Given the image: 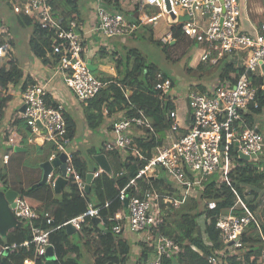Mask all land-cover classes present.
<instances>
[{"label": "built area", "instance_id": "2783aa9c", "mask_svg": "<svg viewBox=\"0 0 264 264\" xmlns=\"http://www.w3.org/2000/svg\"><path fill=\"white\" fill-rule=\"evenodd\" d=\"M133 1L142 6H156L159 12L127 20L121 12L107 8L98 1L95 9L96 30H101L107 37L130 36L143 25H154L157 28L161 25V19L167 15L170 28L160 36V42H173L176 39L175 30H179L183 36L199 44L189 62L190 69L201 64L216 65L219 60L227 59L235 68L243 70L237 76L234 73L219 81L208 92H200L191 87L182 106L177 97H166L171 88V80L157 73L154 90L159 96H164V102H170L172 108L165 109L170 127L164 132L160 145L151 150L149 159L145 157L147 151L143 153L133 141L134 137H145L144 129L154 132L150 119L142 111H139L138 116L121 117L111 122L113 139L107 143L106 148L112 153L123 155L130 151L138 160L146 161L136 175L118 190L115 199L121 203L127 200L128 213L125 215L118 211L108 218L118 222L111 227V232L120 234L127 230L142 233L143 242H148L151 229L159 225L161 215L166 211L162 209L161 203L169 208H178L187 198L203 196L206 191L204 182L217 175L215 185L225 183L232 192L233 201L225 214L218 213L214 217L215 228L226 246L209 256L208 264H241L230 257L241 251L242 237L251 226L255 227L264 243L255 211L246 202L249 191L234 188L229 177L234 167L233 148L247 160L257 161L260 154H264V133L256 131L255 127L248 128L246 124L250 107L258 106L257 89L264 95V22L255 33L244 32L241 28L240 0H168L169 10L164 0ZM11 8L14 14L33 17L46 33L50 44L49 56L53 65L57 64L55 72L60 74L79 101L95 97L102 88L114 83L101 81L89 69L84 58V33L75 18H59L49 0H16ZM91 31L95 30L91 28ZM4 41L0 42V58H6L10 50V45ZM252 77L263 78L259 87L255 86ZM123 90L127 96L129 87L125 85ZM47 95L45 85L38 82L30 84L21 93L22 104L25 106L24 112H20L21 119L32 134L42 135L47 142L52 143L55 153L49 157V161L60 153L66 154V177H70L82 189L85 181L73 165V156L65 149L69 138L63 107L49 105ZM107 112L105 109L103 114ZM261 115L264 117V109ZM14 119L18 120L17 117ZM133 130L139 134L133 135ZM18 138L15 131H10L5 142L15 147ZM7 160L8 154L5 153L4 164ZM159 172L165 179L166 187L162 185L163 191L152 187L140 189L139 179L150 185L151 179L160 177ZM123 174L121 172L119 176ZM99 175V172L94 173V177ZM128 190H133L135 194L129 196ZM204 202L209 210H216L215 199L204 198ZM108 205L109 202L100 207L88 204L83 213L66 220L62 226L71 224L78 230L87 218H97L103 230L108 233V220L100 213ZM13 211L15 218L27 223L30 239L23 245L31 246L34 250V257L25 259L22 264H35L36 258L44 257L47 248L51 247L50 233L60 226H54V218L47 213L39 216L22 195L15 197ZM181 245L172 238L160 236L155 245L154 257L146 264H162L163 254H177L182 251Z\"/></svg>", "mask_w": 264, "mask_h": 264}, {"label": "trees", "instance_id": "16d2710c", "mask_svg": "<svg viewBox=\"0 0 264 264\" xmlns=\"http://www.w3.org/2000/svg\"><path fill=\"white\" fill-rule=\"evenodd\" d=\"M5 1L7 5H5L6 10L11 12V4L16 0ZM97 1L101 2L107 8H112L118 12H121L125 16L129 15L132 18L136 14L139 6L138 3H136L135 10L132 13L125 14L121 11V6L118 0ZM50 3L51 5L53 4L51 0ZM65 4L67 8L77 7L75 0H66ZM57 16L59 18H65L69 15L68 13L63 15L62 13L58 12ZM14 19L22 27L32 28L33 32L29 40V46L33 53L36 54V56L42 62L44 61L47 63V61H49L50 44L47 40L46 33L38 26L37 22L31 16L16 14ZM144 26L146 25H143L142 27ZM150 30L151 29L147 31H149V37L151 38ZM7 31H3L2 33H7ZM175 37L180 39L183 37V35L180 31L175 30ZM6 43L12 45L11 37H9ZM157 44L160 45V42H157ZM167 45L168 44L165 46ZM131 58L134 59L133 63L131 65L130 63L128 65L125 64L126 67L124 70H120L119 64L116 66V69L119 70L118 73L120 78H99L103 82L113 81L114 83H109L106 87L102 88L95 97L81 101V105L83 106V113L87 127L91 131H95L97 128L103 125L106 117H109L117 112H122V117H129L138 116L139 111H142V113L148 119H150L154 127V132L150 133L148 130L140 128V130L144 129L143 135H145V137H134L133 141L143 153L145 150L147 151V153H145V157L149 159L151 156V150L155 146L160 145L164 136V132L170 127V122L165 117V109H171L172 104L170 102L165 103V97L159 96L154 90L156 74L162 73L159 68L155 64H149L146 66L142 54L136 50H132L131 53L128 54L127 60L129 62L131 61ZM205 65L207 64H201L195 69L201 70ZM214 67L217 69L222 68V72L219 74V80L221 81L226 77H229V73L231 71H233L237 76L243 70V68H234L231 63H228L227 59L219 60V62ZM188 69L194 70L190 69L189 66ZM162 75L171 80V88L169 94L166 96L171 97L172 90L176 85V82L172 76L165 73H162ZM27 79L28 78L26 77L22 83L23 72L16 64V60L12 57V55L8 54L6 58H0V117H2L5 113L8 107V102L13 97L11 92L13 90L15 91L19 89V91L22 93L30 84H32V81ZM252 79L256 87H259L263 81V78L260 77H252ZM125 85L129 87L127 96H125L123 92V86ZM191 87L199 90L200 92H208V89L204 88L205 86L202 83H196ZM256 98L258 99V106L257 108H253V106L250 107V111L246 115V124L248 128L255 127L254 129H256V131H261L264 133V131L259 127V124L255 125V118L258 116L262 117L261 113L262 109H264V95L259 89L256 91ZM46 100L47 103L52 107H56L58 105L50 98L49 95L46 96ZM105 109L108 111L106 115L103 114ZM15 117L16 116H14V118ZM14 118H11L9 122V128L3 136V138L5 137V140L8 137V133L13 131L15 126L20 122H22L25 127H27L24 120L19 122ZM66 123L68 131L67 135L69 140H71L72 128L67 120V117ZM20 141L21 138L19 136V138L16 139V143L19 144L21 143ZM232 152L234 167L230 171L229 175L231 178V185L238 190L245 188L249 191V198L246 200V202L252 211H256L259 205L258 203L262 197H264V154H260L257 161H253L239 156L234 148L232 149ZM5 153L8 154V160L7 163L3 164L0 170L1 187L2 185H8L9 180L7 179V167L10 166L11 160L13 159L12 157L15 154L13 148L6 149ZM110 155H114V158L111 157V159H116L120 165V168L124 172V175L122 176L123 184L121 185V188L136 175L139 168L146 164L145 160H138L136 156H134L130 151H128L126 155L116 152H109V154L107 153V156ZM72 156L73 165L76 171L82 178H84V174L81 171V165L79 164L77 156L74 153ZM137 161L139 162L138 165H136ZM164 181L165 179L160 176L158 178L151 179L150 185H147L146 182L140 179L138 180V184L142 190L152 187L158 191H163L164 189H162V185L165 184ZM32 185L33 183L28 184L27 182L24 184V186H13V189H15L23 197L29 198L31 200L35 198H44L46 200L38 214L39 216H42L43 213H49L53 215V225L60 226V228L52 231L49 236L57 262L59 264H81L79 262L78 256L76 255L79 253L78 245L69 240L70 236L66 234L65 228L62 226L66 220L74 218V216H68L64 210L65 203L62 201L60 204H58V206L55 207L54 210L50 209V204L48 203L49 197H51L50 186L42 185L38 188L32 189ZM204 185L206 191L203 196H200V198L215 199L217 202L216 210H209L205 202L197 204L196 201L199 198L192 196L191 198H187L185 200V202L188 201L187 205H189L187 210L183 209V204L185 203L183 202V204L178 208H172V212H174L175 215L170 213L164 215V212L161 215V221L159 225L151 229V232L149 233L150 239L148 242L139 241L137 244L140 248L139 255L137 257V264H146L147 256L154 253L157 239L160 236L172 238L176 242L182 244V251L179 253L163 254L162 264H208L209 256L215 255L216 253L220 252L223 247H225L219 231L215 228L214 217L218 213L225 214L226 210L233 201L232 192L228 187H226L225 183H221L220 186H216L215 180L213 179H210L208 182H204ZM68 186L71 189L70 197L77 199L79 197V193L76 187L72 184L71 179H69ZM164 187L166 186L164 185ZM128 193L129 196L135 194L133 190H128ZM117 194L118 191L113 196V198L108 201L101 202V204L97 206L100 207L109 202L108 207H105L100 211L101 215L104 216L106 220H108L110 217H113L118 211L123 209V203L115 199ZM89 195H91V193H88V196ZM30 206L32 207V205ZM199 206H201V209L198 210L197 208H199ZM85 210L86 207L84 206L83 209L75 215V217L83 213ZM194 211L205 216L203 230H201L198 224L194 221V217L197 215L196 213H193ZM237 212L239 213V211ZM116 223L118 222L112 219L108 220L107 222V235L109 236V245L112 250V261L114 264H127L128 257L130 255V248L123 239L122 233L114 234L111 232V227ZM121 224H123V222ZM250 229L251 231H248L242 237V243L240 247L241 251L236 252L230 258H233L232 260L234 261L238 260L241 262V264H264V258L262 257L264 254V243L262 242L258 231L254 230L253 228ZM261 230L262 234L264 235L263 223L261 225ZM251 233L254 234L256 239L249 241L248 238ZM76 234L78 240L87 249L91 250L94 264H106L109 259L108 242L103 233V227L99 224L97 218H87L80 225V228L76 231ZM29 239L30 235L28 227L22 221H19L18 226L14 227L8 233L6 242L0 239V264H2L3 260L6 264H22L25 259L33 258V248L31 246L22 245ZM11 244H15L16 248L9 251L6 256L3 257V253L5 251L3 247L10 246ZM259 245H261V248H263L260 253L255 250V247ZM43 260L44 257H38L35 260V264H42Z\"/></svg>", "mask_w": 264, "mask_h": 264}, {"label": "crops", "instance_id": "0c3cea01", "mask_svg": "<svg viewBox=\"0 0 264 264\" xmlns=\"http://www.w3.org/2000/svg\"><path fill=\"white\" fill-rule=\"evenodd\" d=\"M65 2H66V0H59V2H57V3L52 2L53 3L52 4L53 9L57 15H58V12L62 13L63 15H65L67 13L65 11L67 9ZM94 2H95L94 4H91V7H93V11H94V9H96V5L98 4L97 0H94ZM119 4H120V1H119ZM138 5L139 6H138V10H137L136 14L134 15L133 18L132 17H130V18L136 19L137 17L144 15V14L153 15V14H156L159 12V10L156 6H150V5H143L142 6L139 2H138ZM77 7H78V4H77ZM240 7H241V12H242V17H241V28H242V30L244 32H247V33H255V31H257V29L259 28V26L264 22V0H240ZM4 13L6 15H10V17L12 19V23L14 24L16 31L22 32L21 33L22 35H20L19 38H22L24 40V42L27 43V45L25 47L26 48L25 53H23V55H22V60L19 62V64L17 63V65L19 66V68L23 72V81L27 77L28 78L27 80H31L32 83L38 82V83L45 85L50 98L54 102H56L58 105H61L63 107L64 115H65V117H67V120L71 125L72 136H71V140H69V143H68V145H66L65 149H66L67 153H69L71 155H73V153H74L77 156V158L79 160V164L81 165V171L84 174V178H82V177L81 178L85 181V186L82 189H79L77 187V185L74 184L71 180L72 184L76 187V189L78 190V193H79V197L77 199H73L70 197L71 189L68 186V182H69L70 177L65 176L64 178L67 179V183L61 188L60 192H56V193H61V198H54L52 196V193H55L53 191V183H54V180L58 176H60V174H61V170L59 169V167L53 168V170L50 172V177L47 178V182H50V189H51V197H49V202H48L50 204V209L54 210L55 207L58 206V204H60V202L62 201L65 203L64 210L68 214V216H74L75 217V215L78 214L83 209L84 206L87 207L88 204H92L93 206L97 207L101 204V202L108 201L111 198H113V196L117 193V191L121 188V185L123 184V183L120 184V181H119V178H121L123 181L122 176L124 174L119 176V174L121 172H123L122 169L115 173L116 181H114L113 186L110 182V179L112 178L111 174L113 172V168H112L110 160H111V157L114 158L113 157L114 155L113 156H111V155L107 156V153L109 154L110 151L106 148L107 143L109 141H112V139H113V135L110 131L109 125L114 120L121 118L122 112H117V113H115L109 117H106L104 124L95 130V131L106 130L108 132V134L111 135L110 139L106 140L104 143L101 144L100 150H96L94 147L91 146V147L87 148V152L85 150L82 151L81 150V148H82L81 144H78L77 140H76V139H78V136L80 133L78 130V126H77V121L79 122V124L81 126L80 131H81V134L83 137H85V135L87 137H93V135H94L93 132H95V131H91L87 127V124H86V121L84 118L83 106L81 105V101H79L77 98H75L73 96V94L71 93L69 88L66 86L64 80L61 78L60 74L55 72V66L52 63L50 56H49V61H47V63H45L44 61L42 62L36 56V54L33 53L32 49L29 46V40H30V38L32 36V32H33L32 28L31 27H22L14 19L16 14H14L12 11L11 12L7 11L5 7H4ZM94 15H96L95 11H94V13L92 11L91 12L89 11L87 13L82 14L77 19L75 18L76 21L80 25V30L84 33V37L91 35V33L93 32V31H91L89 18L94 17ZM144 27L141 26L139 29H137L135 32H133L132 35H130L128 37H132V38L135 37L137 34V31H139V32H142V35L145 38L147 37L149 40L157 43V42H160L159 41L160 36L165 34L170 28V26L167 22V15H165V17L161 19V25L157 26V28L154 25H152V26L146 25ZM8 29L10 31V28H8ZM149 29H151L150 30L151 38L149 37V33H148L149 31H147ZM23 31L25 33H23ZM176 31H179V30H176ZM11 39H12V45L9 44L10 45V50H8L9 55H12L11 50L12 49L14 50L15 46H16V37H14L13 34H12ZM117 39H121L122 41H125L126 38L118 37ZM105 40H107V38H105ZM1 41L3 42L4 39L0 37V42ZM187 41L188 42H190V41L194 42V41L188 39L187 37L183 36L180 39L176 38L173 42H170L167 44L170 46H176L179 43L180 46L183 47L186 45ZM162 44L163 43L160 42V45H162ZM112 45L113 44H111V43L109 44L107 41H103L100 44V43H97L96 41L92 40L91 48L88 51V49L84 43V48H85L84 58L86 59L87 62L90 63V65L92 67H94L93 71L98 68V65L94 66V64H93V59H94L95 53L100 52L103 54L104 52L107 51V49H109L110 51H112V54L115 55L116 51ZM163 45L165 46L166 44H163ZM197 49H198V46H197V48H195L194 51L187 53L188 66H189L190 60L192 59V57L195 54V52L197 51ZM12 57L15 59V57L13 55H12ZM232 65L235 68V65L234 64H232ZM107 66L108 67H106V68H108V72L101 68V70H103L107 73H105V75L100 74L98 77L96 76L97 78H100V79L110 78V77L115 78V79L120 78V75L118 73L119 70L116 69L117 68L116 66H113V65H107ZM93 71H91V72L93 73ZM221 72H222V68L216 70L215 76L213 78V80L215 79V81H207V82L202 83L205 86L204 88H206L208 90H210L211 88H214L215 85L219 81H221V80H219V77H218ZM160 74H162V73H160ZM232 74H234L233 71H231L229 73V75H232ZM23 81H22V83H23ZM174 89H175V86H174L173 90ZM11 93L13 94V97L8 102V107L5 111V113L3 114L2 117H0V130H1V128H3L2 129L3 130V136L5 135V132L7 131V129L9 128V122H10L11 118H14V116H15V114H13L9 111L10 107L13 105H16L18 107V112H19L20 107L23 105L22 99H21V91H19V89H18L15 91L13 90ZM13 99H15V100H13ZM261 118H264V117H261ZM261 118H260V116L256 117L255 118V124H257V125L259 124V127L261 128V130L264 131V120H262ZM13 131H15L20 136V138H21L20 142L21 143L17 144L15 147H9V148H13L14 153H15L14 156L12 157L13 159L11 160L10 166L7 167V169H8L7 170L8 171L7 179L9 180L8 181L9 186L8 185H6V186L2 185V187L0 186L1 187L0 191H5L6 189H12V190L16 191L15 189H13L15 186L16 187L24 186V184L27 182H28V184L33 183V185L38 183L41 180V176H42V169L40 167L41 164L43 162L47 161L49 159V157L55 153L53 146H52V143L47 142L42 135L32 134L30 131H28V128L25 127V125L22 122L17 124L15 126V129H13ZM138 134H139V132H137L136 130H133V135H138ZM92 151H94L95 153ZM5 152H6V149H3L2 152L0 153V170L4 164L3 155L5 154ZM16 152H18V153H16ZM99 154L104 155L106 162L110 167L109 173L104 171L99 166V164L95 161L94 156L99 155ZM58 156H59V154H58ZM58 156H56V157H58ZM112 160L115 161L116 165L119 168L120 165L116 161V159H112ZM96 172L100 173V175L98 177H94V173H96ZM102 192H104V193H102ZM88 193H91V195L88 196ZM111 194H113V195H111ZM18 195H21V194L17 192V196ZM139 195H141V193ZM26 200L29 203V205H32V208L37 213L42 209L43 203L46 201L44 198H35L33 200L26 198ZM259 205H258V208H259ZM120 211L122 213H124L125 215L128 213L127 207H124V205H123V209H121ZM12 212L14 215L13 210H12ZM47 214H49V213H47ZM43 215H44V213L42 214V216ZM49 215H51V214H49ZM51 216L53 217V215H51ZM17 220L19 221V219H17ZM13 228L14 227L10 228L8 230L6 236L0 237V239H2L4 242H6L7 235ZM64 228H65V225H64ZM250 228H253L255 230V228L252 226ZM250 228H249V231H251ZM65 231H66V229H65ZM76 231L77 230L75 229L74 233L68 234L66 232V234L68 236H70V238H69L70 241H73L74 243H76V245H78L79 253L76 255L78 256L79 262L81 264H94L93 255L91 253V250L87 249L78 239H76V240L72 239L73 234L75 235ZM103 233H104L106 240L108 242V252H109V259L106 262V264H114L112 261V255H111L112 250H111L110 245H109V236L107 235V233L104 230H103ZM122 236L130 248V255L128 257L127 264H137V257L139 255V251H140V248L137 244L139 243V241H141V242L144 241L143 240V234L142 233H139V234L131 233L127 230H124V232L122 233ZM13 245H14V247H13ZM14 248H16L15 244H11L10 246H4L3 249H5V251L3 253V257H5L6 254ZM52 249H53V247H52ZM53 252H54V249H53ZM54 256H55V254H54ZM153 257H154V253H153ZM70 259H72V258H70ZM151 259H153V258H151L150 254H149L147 256V262H149ZM43 262L45 263V258H44ZM54 264H59L56 260V257H55Z\"/></svg>", "mask_w": 264, "mask_h": 264}, {"label": "rangeland", "instance_id": "374dc122", "mask_svg": "<svg viewBox=\"0 0 264 264\" xmlns=\"http://www.w3.org/2000/svg\"><path fill=\"white\" fill-rule=\"evenodd\" d=\"M51 1L55 3L59 2V0H51ZM119 1H120L121 11L123 13L129 14L135 10V6H136L135 1H132V0H119ZM75 2L76 4H78V7L67 8L65 10L69 16L77 19L82 14L87 13L89 11L90 12L92 11L94 13L95 9L93 11V7H91V4L95 3L94 0H75ZM5 5H6V1L0 0V37L3 38L5 41H7L9 37H12V34L14 35V37H16V46L14 50L13 49L11 50V53L16 59V64L17 63L19 64V62L22 60L23 53H25V49H26L25 47L27 43L24 42L22 38H19L20 35H22L21 34L22 32L16 31L15 26L12 23V19L10 15H6L4 13ZM126 18L127 20H131L129 15H126ZM89 20H90V27L93 28V30L95 31H93L91 35L87 37L85 36L86 38L83 36V42L85 43V46L87 47L88 51L91 48L92 40L100 44L103 41H107L109 44L110 43L113 44L112 46L114 47L116 51L115 55H113L112 51H110L109 49H107V51L104 52L103 54L100 52L95 53L93 64L94 66L98 65V68L93 71L94 76L98 77L100 74L105 75V73L108 72V68H106L108 67L107 65L118 66V63H119L121 71L124 70V68L126 67L125 64L128 65L130 63L131 65L134 60L133 58H131V61L129 62L127 60L128 54H130L132 50H136L137 52H140L142 54L144 58V63L146 64V66H148L149 64H155L162 73L168 74L174 78L176 85H175V89L172 90L171 96L177 97L179 101H181L180 102L181 106L184 105L183 99L191 86H193L196 83L215 81V79L213 80L215 76V72L217 70V68L214 67L215 65L207 64L203 66L204 68H202L201 70L199 69L189 70L188 69L187 53L194 51L195 48H197V46L199 47L198 43L187 41L186 45L183 46L184 48L181 47L179 43L176 46L167 45L164 47V45H158L154 41L149 40L147 37L145 38L142 35V32H139V31H137V34L135 37L132 38V37L125 36L124 37L126 38L125 41H122L121 39H117L118 37H113V38L107 37L103 34L101 30H96V27H97L96 15H94V17H90ZM8 28H10L11 32L8 30ZM3 31H7V33H2ZM23 33L25 32L23 31ZM104 37L107 38V40H105ZM101 68L106 70L107 72L101 70ZM9 111L13 114H16L15 116L18 118L19 122L22 121L21 113L18 112V107L16 105L11 106ZM261 119L264 120V118H261ZM77 126H78V130L80 133H79L78 139L76 140L78 144H81L82 151L85 150L87 152V148L91 146L94 147L96 150H100L101 144L111 138V135H109L106 130L93 132L94 133L93 137H87L85 134H84L85 137H83L80 131L81 126L78 121H77ZM2 129L3 128H1L0 130V153L2 152L3 149H8L10 147L6 144L5 139L3 138ZM110 162L113 168V172L111 174L112 178L110 179V182L113 186L114 181H116L115 173L120 171L121 168L120 167L118 168L114 160L111 159ZM159 175L161 176V172H159ZM212 179L213 180L217 179V175L213 176ZM119 181H120V184L123 183L121 178H119ZM45 185L50 186V182H47ZM243 191L247 192L245 191V188L243 189ZM52 196L54 198H61V193H52ZM196 198H199L196 201L197 204L204 203L203 198H200V197H196ZM187 202L188 201H186L183 204V207H184L183 209L185 210L189 208V205H187ZM258 204L260 205H259V208L256 210L255 215L260 225H262V223L264 224V197H262V199L260 200ZM161 207L163 210H166L164 215L168 213L174 214V212H172L173 209L169 208L164 203H161ZM197 209L198 210L201 209V206H199V208ZM193 213L197 214L194 217V221L198 224L199 228L203 230L204 224H205V216L203 214H198L195 211ZM19 221L23 222L24 220H19ZM23 223L27 226L26 222H23ZM252 233L249 235V237L252 239H256V237ZM72 239L73 240L78 239L77 234L75 235L73 234ZM224 248L225 247H223V249ZM228 248H229V251H232L230 250L231 247H228ZM262 249L263 248H261V245L255 247V250H257L259 253L261 252ZM150 257L153 258V254H150Z\"/></svg>", "mask_w": 264, "mask_h": 264}, {"label": "water", "instance_id": "95a60500", "mask_svg": "<svg viewBox=\"0 0 264 264\" xmlns=\"http://www.w3.org/2000/svg\"><path fill=\"white\" fill-rule=\"evenodd\" d=\"M166 4V9L169 10V3L168 0H164ZM88 67L91 71H93L94 67L90 65L88 62ZM25 106L22 105L19 109V112H24ZM15 149V148H14ZM65 158L66 154L60 153L58 157L54 158L53 160L45 161L41 164L42 169V176L41 180L32 185V189L40 187L47 182V176L53 170L54 167H59L61 170L60 176H58L53 183V191L60 192L61 188L67 183V179L64 178L66 176L65 173ZM95 161L99 164V166L106 172H110V167L106 162L104 155H95ZM103 161V162H102ZM17 196V192L12 189H6L5 191H0V237H5L8 230L12 227H16L19 224V221L13 215V208H14V198ZM124 207L127 206V200L123 203ZM66 232L68 234H72L75 232L74 227L71 224L65 225ZM45 264H54L55 256L52 247L47 248L46 253L44 255ZM5 264V261L2 262Z\"/></svg>", "mask_w": 264, "mask_h": 264}]
</instances>
